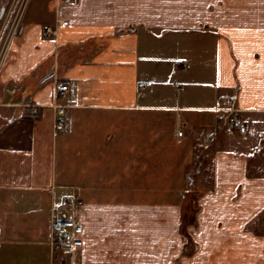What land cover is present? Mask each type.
Here are the masks:
<instances>
[{
    "label": "crops",
    "instance_id": "1",
    "mask_svg": "<svg viewBox=\"0 0 264 264\" xmlns=\"http://www.w3.org/2000/svg\"><path fill=\"white\" fill-rule=\"evenodd\" d=\"M62 215L84 228L72 257ZM0 264H264V0H24L0 68Z\"/></svg>",
    "mask_w": 264,
    "mask_h": 264
},
{
    "label": "built area",
    "instance_id": "2",
    "mask_svg": "<svg viewBox=\"0 0 264 264\" xmlns=\"http://www.w3.org/2000/svg\"><path fill=\"white\" fill-rule=\"evenodd\" d=\"M58 23L61 25L69 24V21L66 19H59ZM46 34L53 35L57 33V27L53 25H45L44 27ZM6 50V49H5ZM5 51L0 55V65L3 61ZM69 88L67 81L60 84L58 91L62 92ZM225 106L223 107L226 110L233 111V114L230 116V123L238 128L242 133L247 131V126L243 122V119L239 113L241 110L238 107L232 105V100L230 98L225 99ZM57 114L55 125L58 130H63L66 128V117H67V105L56 104ZM84 228L82 224L74 217L68 215H62L56 217L52 225V244L55 248L62 249L65 253L71 255L76 248H79L84 245V240L81 237ZM72 259V258H71Z\"/></svg>",
    "mask_w": 264,
    "mask_h": 264
},
{
    "label": "rangeland",
    "instance_id": "3",
    "mask_svg": "<svg viewBox=\"0 0 264 264\" xmlns=\"http://www.w3.org/2000/svg\"><path fill=\"white\" fill-rule=\"evenodd\" d=\"M23 5L24 0H0V11L2 7L7 9L5 26H0L1 28L3 27L0 34V55L5 51L11 38L20 28V11Z\"/></svg>",
    "mask_w": 264,
    "mask_h": 264
},
{
    "label": "water",
    "instance_id": "4",
    "mask_svg": "<svg viewBox=\"0 0 264 264\" xmlns=\"http://www.w3.org/2000/svg\"><path fill=\"white\" fill-rule=\"evenodd\" d=\"M191 181H192V178H191Z\"/></svg>",
    "mask_w": 264,
    "mask_h": 264
}]
</instances>
